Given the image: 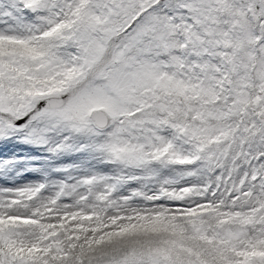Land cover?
Wrapping results in <instances>:
<instances>
[{"label":"snow or ice","instance_id":"1","mask_svg":"<svg viewBox=\"0 0 264 264\" xmlns=\"http://www.w3.org/2000/svg\"><path fill=\"white\" fill-rule=\"evenodd\" d=\"M0 264H264V0H0Z\"/></svg>","mask_w":264,"mask_h":264}]
</instances>
